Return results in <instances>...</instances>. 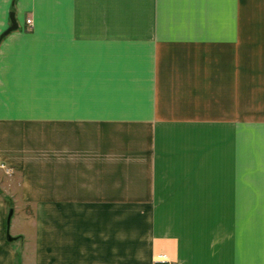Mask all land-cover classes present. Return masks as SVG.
<instances>
[{
  "label": "crops",
  "instance_id": "crops-1",
  "mask_svg": "<svg viewBox=\"0 0 264 264\" xmlns=\"http://www.w3.org/2000/svg\"><path fill=\"white\" fill-rule=\"evenodd\" d=\"M10 13L0 264H264V158L237 129L264 118V0H0V34Z\"/></svg>",
  "mask_w": 264,
  "mask_h": 264
},
{
  "label": "rangeland",
  "instance_id": "rangeland-1",
  "mask_svg": "<svg viewBox=\"0 0 264 264\" xmlns=\"http://www.w3.org/2000/svg\"><path fill=\"white\" fill-rule=\"evenodd\" d=\"M248 113H252L251 111H248ZM120 122H127L125 119H120ZM242 126L240 128H237L238 131H242L239 133L238 138L240 139L241 137L245 139H254L256 140L257 144H253L254 146V151L257 152L259 155H261L264 158V118H254V119H247V120H242ZM249 123L248 125H246ZM104 134L106 136V140H109L108 137L116 138L119 139L118 143H113L106 141V148L114 147L113 149H120V147L124 150L128 148V137H129V126L127 125H120V126H105L104 128ZM224 130V128H218L217 129V137H219L220 132ZM228 132H230V128H228ZM230 137V133H228V138ZM218 141H220L218 139ZM250 143H247L245 146L241 144L238 147H241V154L244 155V157H248L251 152L250 148ZM229 148V144H228ZM264 162V159L262 160ZM264 166V164H263ZM254 178H257L254 176ZM258 178H260L258 176ZM5 181V180H3Z\"/></svg>",
  "mask_w": 264,
  "mask_h": 264
},
{
  "label": "water",
  "instance_id": "water-1",
  "mask_svg": "<svg viewBox=\"0 0 264 264\" xmlns=\"http://www.w3.org/2000/svg\"><path fill=\"white\" fill-rule=\"evenodd\" d=\"M15 28H17V22H16V20H15V18H14V15L12 14V13H10V24H9V26L0 34V38L4 35V34H6L7 32H9L10 30H12V29H15ZM12 212H13V208L12 207H9L8 208V211H7V214H6V237L8 238V239H11V235H10V233H9V231H8V227H9V225H10V219H11V215H12Z\"/></svg>",
  "mask_w": 264,
  "mask_h": 264
},
{
  "label": "built area",
  "instance_id": "built-area-1",
  "mask_svg": "<svg viewBox=\"0 0 264 264\" xmlns=\"http://www.w3.org/2000/svg\"><path fill=\"white\" fill-rule=\"evenodd\" d=\"M26 23L31 25L32 20L30 17L26 18ZM154 264H174L173 260L169 257L166 252H159L154 256Z\"/></svg>",
  "mask_w": 264,
  "mask_h": 264
}]
</instances>
